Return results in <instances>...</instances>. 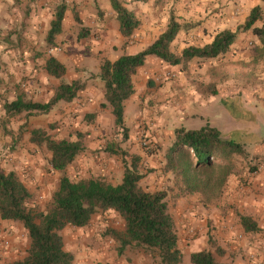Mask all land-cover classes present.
Segmentation results:
<instances>
[{"label": "rangeland", "instance_id": "obj_1", "mask_svg": "<svg viewBox=\"0 0 264 264\" xmlns=\"http://www.w3.org/2000/svg\"><path fill=\"white\" fill-rule=\"evenodd\" d=\"M17 1L20 2L18 4L21 9L20 14L25 18L30 17L33 8L25 7L26 0ZM56 1L57 5L52 6L54 12L58 6H65L73 11L71 4L66 2L68 0ZM30 2L34 5L37 2L42 4L43 0H30ZM127 4L139 19L140 27L131 38H122L118 47L109 43L110 38L114 42L119 32L114 18H110L112 24L109 28L103 29L100 26L88 25L87 19L80 21L76 16L77 21L74 26L66 20L65 25L68 28L64 31L65 35L62 31L56 37L54 46H48L42 36L39 39L40 44L34 51L43 61L47 56H53L65 66L66 74L60 80L49 78L42 71L41 65L36 66L35 76H20L16 79L13 75L14 81H18L15 85L20 88L15 90V94L22 93L26 98L38 102L48 101L49 94L54 92L57 85L79 78L86 83L94 100L103 101L99 106L100 110H96V113L80 110L72 116L67 108L68 103H58L45 115L2 117L0 149L6 147L9 152L16 151L15 142L21 143L22 148L28 144L29 132L37 128L45 129L55 140L74 141L78 134V139L86 150L77 156L63 173L71 181L100 179L117 185L122 180L125 164L130 167L135 163L138 171L143 175L140 184L144 190L166 192L177 234L180 233V219H184L187 206H192L201 214L216 204L215 207L222 208L220 211L224 216L233 217L235 223L238 215L245 216L249 213L248 208H244L245 206L238 202L249 199L255 194L246 182H240V191L234 188L232 189L234 191L230 190V181L234 176H247L249 165L258 164L260 159L264 158V143L261 142L264 135V97H261V94L264 95V46L258 37L253 35L251 30L240 31L235 43L225 54L209 60L193 59L174 68L158 59H148L147 65L152 72L147 73L145 86L140 85V82L134 78L135 96L127 103V115L124 121L125 127L128 128L125 130L115 127L109 107H102L105 102L102 99L103 86L98 75L103 60L114 61L119 54L127 53L131 49L132 52H136L152 43L165 30L171 15L189 27L187 33L178 34L180 36L176 37V42L171 46L172 52L179 54L180 48L187 45L202 46L209 36L212 38L215 32L220 31L219 29L224 26L227 30L235 31L236 28L244 25L251 10L256 6L260 7L261 13L254 27H264V1L130 0ZM34 9L36 12V8ZM48 14H51V10ZM72 15L74 17L76 14ZM42 16L45 21V14ZM184 17H190L189 21H184ZM217 25L219 27L215 28ZM183 36H186L184 40ZM195 82L203 85L208 93L215 89L217 93L221 91V95L232 94V96L221 98L225 99V102L220 100L219 96L210 100L207 98L205 104L197 100L193 101L191 93H186L184 88L190 87L191 83ZM39 86H42V89ZM175 86L181 87L183 94L172 91ZM196 92L200 93V91ZM233 92L236 94L233 95ZM11 100L13 97H5L1 101L4 103ZM192 101L197 103L194 108L191 106ZM253 105L255 108L249 110L248 108ZM134 106L144 108L146 115L144 121L159 125L149 131L147 137L143 134L141 139L132 136V129L129 128L139 122L137 112L132 110ZM65 119L67 121H64ZM228 121H236V125L231 126L233 123L229 125ZM18 122L22 125L18 126ZM12 123L14 127H18L16 132L9 127ZM206 125L242 144L247 153L245 158L233 157L234 173L228 176L220 194L210 201L198 193H184L181 190L184 186L183 178L179 173L169 170L165 160V151L169 148L176 129H198ZM15 133L17 136L14 137L12 134ZM110 146L118 151V154L108 152ZM255 148L261 149L257 150L260 153L257 154L258 156L253 154ZM33 156L37 158L35 166L39 167L43 180L37 182L35 186L22 183L32 194V199L28 203L29 208L43 212L51 202L61 174L49 170V154L44 149L35 148ZM1 170L5 173L3 169ZM215 207L211 211H214ZM179 209L185 211L181 217L178 215ZM123 225L122 219L114 211L98 212L85 227L79 229L66 227L60 233L64 249L73 254V264H158L159 259L154 253L131 246L120 251L119 244L111 232L122 233ZM261 231L257 234L264 238V230ZM179 239L183 254L182 264H191L187 252L189 244L182 241V236ZM28 245L27 231L20 223L0 219V264H9L22 259ZM212 251L216 260L222 262L220 248L214 245Z\"/></svg>", "mask_w": 264, "mask_h": 264}, {"label": "trees", "instance_id": "obj_2", "mask_svg": "<svg viewBox=\"0 0 264 264\" xmlns=\"http://www.w3.org/2000/svg\"><path fill=\"white\" fill-rule=\"evenodd\" d=\"M109 1L116 15L119 34L124 39L131 38L140 27L139 19L120 0ZM64 11L65 6L55 9L45 36L50 47L55 45V39L61 33ZM260 13V7H254L243 26L235 31H218L210 43L186 46L179 54L172 52L171 44L180 31L189 27L171 15L165 30L140 52L134 55L123 53L114 61L103 60L98 75L103 86L105 105L102 107H109L114 126L126 129L125 104L135 94L133 78L147 59L155 58L169 66L183 65L193 59H214L225 54L243 30H251L264 46V27H254ZM74 18L77 21L76 15ZM44 70L54 80H60L66 74L65 66L53 56L45 58ZM85 88L86 83L79 78L61 83L47 102L32 101L21 93L14 101L4 102L3 110L8 118L45 115L58 103L72 102ZM210 94H215V89ZM261 142L264 143V135ZM29 143L49 154V170L61 176L50 204L45 211L36 212L29 208L32 194L18 176L14 172L4 173L0 168V219L20 223L29 239L25 256L9 264H73V254L65 251L60 233L66 227H85L96 213L108 210L114 211L124 224L122 233L111 232L120 251L131 246L154 253L159 259L158 264H182L183 254L178 246L179 238L167 194L164 190H144L140 184L143 175L135 163L130 167L125 164L122 180L117 185L100 179L71 181L63 173L86 150L78 134L74 141L55 140L45 129L37 128L29 132ZM108 152L118 154L111 146ZM246 155L242 144L206 125L197 130L176 129L165 151V160L168 169L183 178L181 190L184 193H198L210 201L220 194L228 176L234 173L233 157L245 158ZM256 164L249 165L248 174L256 170ZM238 218L246 233L260 231L250 217L238 215ZM220 255H223L221 251ZM189 260L191 264H230L217 261L209 249L191 253Z\"/></svg>", "mask_w": 264, "mask_h": 264}, {"label": "crops", "instance_id": "obj_3", "mask_svg": "<svg viewBox=\"0 0 264 264\" xmlns=\"http://www.w3.org/2000/svg\"><path fill=\"white\" fill-rule=\"evenodd\" d=\"M66 2L71 4L70 7L73 8V11H71L69 8H65L61 25V32L63 31V35H65L64 31L68 28L67 25H65L66 20H69L71 25H75V18L72 15L73 13L76 14L80 21L82 19H87L88 25L100 26L103 29H108L112 24V22H110V18H114L116 20L115 12L112 10L109 0H68ZM120 2H122L121 4L126 7L131 13L133 12L131 7L127 4V2H130V0H120ZM18 4H20V2L17 0H0V120H2V117L6 116L1 100L5 97H13V100L10 101L12 102L19 94H21H15V90H20V88L19 86L15 85L18 81H14V79H17L20 76H35L37 74L36 66L40 65L42 71L46 74L44 70L45 59L43 61L42 57L40 58V56L37 55V53H35L34 51L40 44L39 39L42 38V36H44L43 39L45 41L46 33L49 30L50 22L53 20V15L55 13L52 9V6L57 5V1L43 0L42 4H38L37 2L34 5V3L32 4L30 0H26L24 3V5L26 4L25 7L28 6L33 8V14L28 18H25L23 17V14H20L21 9L19 8ZM42 6L44 8H42ZM34 8H36V12ZM50 10L51 14H48ZM44 14L45 21L43 20L42 16ZM91 18H93V20H90ZM188 18L190 17H184V21H189ZM116 22L115 26L118 30V25H116ZM181 24L186 23L181 22ZM218 27L219 25H217V27L215 28ZM224 29L225 26L220 28L219 30L221 31ZM180 32L187 33L188 30H183ZM216 33L217 32H215V34ZM107 36L109 35L107 34ZM179 36L180 35H177L176 37L178 38ZM185 37L183 36L182 39L184 40ZM122 38L123 37L118 32L114 42H112V39L110 38L109 43H111L112 46L118 47V44L121 45ZM208 39L209 41L207 42ZM208 39L205 41V44L210 43L213 39V36L212 38L209 36ZM175 42L176 41L174 40L172 44ZM141 50L142 49H139L136 52H132L131 49V51H128L127 54L134 55ZM181 50L182 48H180V51ZM121 55L122 54H119L115 59H117ZM147 64L148 59L145 62L144 66L137 70L134 76V78L137 79L140 82L139 84L142 86H145L144 84L146 82L147 73H150V71L152 72ZM171 67L174 68L175 66ZM13 75L15 78H13ZM194 75L196 77L197 73ZM39 88L42 89V86H39ZM184 89L186 93H191V99H193V101L197 100L202 103H204L207 98L208 100H210V98L213 99L214 97L219 96L220 100H222L221 98H225L224 96L229 98H231L232 96V94L221 95L222 92L219 91V93H217L216 90L215 94L212 95L207 92L206 88L203 85H201L200 83L197 84L196 82L191 83L190 87H186ZM194 89H196V91H200V93L197 94ZM173 90L177 91L180 95L184 92L182 91L183 89L178 86L173 87L172 91ZM234 92L233 95L236 94ZM256 93L258 96V92ZM52 94L53 92L49 94V98L52 96ZM134 96L135 94L131 98H133ZM261 97H264V95L261 94ZM199 98H202L203 100H199ZM128 101L125 104L124 119L127 115L126 112ZM193 101L191 102V106H193L192 108H194V106H196L197 104L193 103ZM222 101L225 102L226 100L223 99ZM101 103H103L102 100L93 99L92 93L89 91L86 85L85 90L81 92L76 99L68 103L67 108H69L68 111L72 113V116H74V114H77L78 112H80V110H90L92 112H95L96 110L99 111V106ZM254 104L256 105V103ZM254 108L255 106L253 105L248 109L252 110ZM132 110H134V112H137V120L139 121L129 127L130 129H132V136L141 139L143 134H145V137H147L149 131H151L155 127H159V125L152 124L150 123V121H144L146 115L143 107L134 106ZM64 121H67V119H65ZM71 121L73 120L71 119ZM228 122L229 125L233 123L231 124V126L236 125V121ZM21 125L22 123L18 122V126ZM9 127L11 129H14V132H16L18 128H16V126L14 127L13 123L9 124ZM125 128H128V126ZM12 135L14 137L17 136L16 133ZM14 140L16 141V138H14ZM15 145H17L16 151L13 152H9L6 147L0 149V168L3 169L5 173L14 172L18 176V178L22 179L21 182H24V184L35 186L37 182H41L43 180V174L41 175L39 167L35 166L37 158L33 156V154L36 147L30 144L29 141L28 144L24 145L22 148V144L19 142H17V144L15 142ZM255 149L256 150L253 151V154L255 156H258L257 154H260L259 151H257L259 148ZM260 160H264V158H261ZM240 182H246L247 185H250V188L251 190H253L255 195L251 196L249 199L246 198L243 201L238 202V204L245 206L244 208H248L249 213L245 216L250 217L257 223L258 228L260 229V231L257 233H260L262 232L261 230H264V170L256 176L238 175L232 177L230 181V190L234 188L238 189L237 191H240ZM215 206L217 205L214 204L213 206H210V209L201 214L197 210H194L192 206H187L188 210L186 212L182 209H179L180 211L178 215L181 217L185 212V217L184 219H180V233H178V238L182 236V241L184 240L185 244H189L187 247V250H189L187 251L188 257L191 253L199 252L204 249H209L212 251V247L216 245L223 253L221 257L222 262L230 264H264V238L260 237V235H258L257 233H246L245 231H243L242 227L239 224V218H237V221H235L234 223L233 217L224 216L223 212L220 211L222 208L220 209V207L217 208ZM214 207L216 209L214 211H211L212 208L214 209ZM207 225L209 228H207ZM72 229L77 228L72 227ZM239 234L241 235V238H238ZM178 246L180 248V239L178 241Z\"/></svg>", "mask_w": 264, "mask_h": 264}, {"label": "built area", "instance_id": "obj_4", "mask_svg": "<svg viewBox=\"0 0 264 264\" xmlns=\"http://www.w3.org/2000/svg\"><path fill=\"white\" fill-rule=\"evenodd\" d=\"M52 52V51H51ZM264 170V160H261L257 165H256V170L253 171L252 173L248 174L250 176H256L259 174L261 171ZM238 238H241V235H238Z\"/></svg>", "mask_w": 264, "mask_h": 264}]
</instances>
